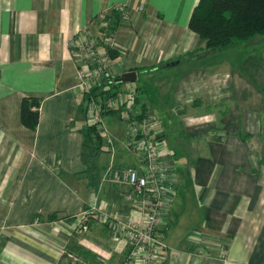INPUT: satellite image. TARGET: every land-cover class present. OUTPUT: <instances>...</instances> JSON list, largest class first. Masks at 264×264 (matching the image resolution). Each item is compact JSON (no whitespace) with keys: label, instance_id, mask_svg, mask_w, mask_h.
Wrapping results in <instances>:
<instances>
[{"label":"crops","instance_id":"1","mask_svg":"<svg viewBox=\"0 0 264 264\" xmlns=\"http://www.w3.org/2000/svg\"><path fill=\"white\" fill-rule=\"evenodd\" d=\"M198 1L0 0V264L127 258L129 244L110 223L142 210L106 172L141 159L131 150L119 165L101 123L97 170L84 161L86 123H94L80 112L89 89L78 75L79 48L88 35L113 39L111 48L104 38L97 45L108 75L143 78L139 101L130 96L122 112H155L152 84L165 91L162 103L174 89L160 138L162 159L177 173L159 230L162 264H264V51L236 71L225 61L217 67L223 51L191 56L202 46L189 28ZM130 87L140 86L121 90ZM25 97L40 101L35 130L21 119Z\"/></svg>","mask_w":264,"mask_h":264},{"label":"built area","instance_id":"2","mask_svg":"<svg viewBox=\"0 0 264 264\" xmlns=\"http://www.w3.org/2000/svg\"><path fill=\"white\" fill-rule=\"evenodd\" d=\"M114 9L122 12V16L128 17V9L118 4ZM106 14H102L104 20ZM104 36L95 37L88 35L87 40L79 48L83 59V68L79 71V78L84 89L93 88L102 84L109 77L111 69L107 62L106 54L98 51L97 45ZM112 38H104L106 46L111 48ZM108 75V76H107ZM136 93L134 87L122 90L115 97L120 103H126L130 96ZM110 100V105L115 107L116 100ZM91 120L94 123H102L103 110L101 106L90 107ZM126 118L129 125L128 147L140 155L141 163L138 167L122 169H107V175L119 180L130 188L126 198H137L133 201L142 210L138 218L126 220L113 218L110 230L115 237L127 240L129 252L124 264H162V252L166 248L161 239L160 227L162 218L166 213L168 204L173 198V191L177 184V173L173 164L162 159L161 133L163 130L162 117L153 112L130 111ZM144 113V114H143ZM131 194V195H130ZM86 220L87 218H82Z\"/></svg>","mask_w":264,"mask_h":264},{"label":"trees","instance_id":"3","mask_svg":"<svg viewBox=\"0 0 264 264\" xmlns=\"http://www.w3.org/2000/svg\"><path fill=\"white\" fill-rule=\"evenodd\" d=\"M189 28L199 36L202 45L201 49L191 52V56H202L209 52L232 50L244 44H253V41L264 36V0H199L189 20ZM110 54L114 57L117 53L115 50H110ZM117 76L110 75L102 84L94 86L85 93L84 101L80 106V112L85 117H88V102L91 97L114 100L122 91L121 86L124 83L117 81ZM134 88L135 103L140 99L138 91L141 92L143 88L141 86ZM115 100V107L105 104L103 115L122 111L127 104V102L120 103L117 98ZM39 106L40 101L37 98L25 97L22 100V122L33 130L39 123ZM141 111L146 112V109ZM86 124L87 141L85 140L84 143L83 158L90 170L95 171L103 149L102 129L100 123L87 121ZM93 214L87 215L86 225L90 223Z\"/></svg>","mask_w":264,"mask_h":264},{"label":"rangeland","instance_id":"4","mask_svg":"<svg viewBox=\"0 0 264 264\" xmlns=\"http://www.w3.org/2000/svg\"><path fill=\"white\" fill-rule=\"evenodd\" d=\"M264 51V36H260L258 39L253 41V44H244L243 46H240L238 48L232 49V50H225L221 55H219V59L217 61V67L222 66L223 61H225L227 67L232 70L236 71L237 67H240L238 65L242 64L243 62V57L250 54H261ZM161 74V73H160ZM159 74V75H160ZM173 77V76H171ZM124 84H130L134 86H142L143 83V78L140 75L139 79L135 82H127ZM150 89V95L152 98L153 102V107L155 113L159 114L160 116L164 117L165 120L167 119V115H171V106L174 103V95H173V90L169 91V94L166 97V100L164 103L161 102V96L165 93L163 89L158 88V85L155 86V84ZM92 89V88H91ZM124 90H127L125 88ZM110 100L105 99V98H95L91 97L90 101L88 102V111L89 112V117L88 119H91V115L93 112H91L90 107L96 108L97 106H101V109L104 110L105 104L110 105ZM165 104V105H164ZM168 105V106H167ZM174 107V106H173ZM130 115L129 110L128 111H118L115 114H105L104 117H102V124L105 126L107 131L109 132L112 141H113V146H114V157L117 159V163L119 165H124L120 163L119 159L123 160V157L125 156L126 152H130L131 149L128 147V132H129V125L128 122L125 120L128 116ZM262 122L264 123V112L262 113ZM105 157L109 159L111 158V154L105 153ZM137 163V162H136ZM137 165V164H135Z\"/></svg>","mask_w":264,"mask_h":264},{"label":"water","instance_id":"5","mask_svg":"<svg viewBox=\"0 0 264 264\" xmlns=\"http://www.w3.org/2000/svg\"><path fill=\"white\" fill-rule=\"evenodd\" d=\"M116 80L123 83L135 82L137 81V73L135 71H128L118 75L116 77Z\"/></svg>","mask_w":264,"mask_h":264}]
</instances>
